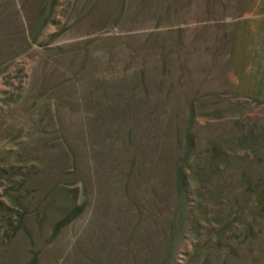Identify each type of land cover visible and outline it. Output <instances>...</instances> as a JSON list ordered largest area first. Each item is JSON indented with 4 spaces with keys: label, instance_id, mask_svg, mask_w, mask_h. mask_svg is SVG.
Returning <instances> with one entry per match:
<instances>
[{
    "label": "rangeland",
    "instance_id": "rangeland-1",
    "mask_svg": "<svg viewBox=\"0 0 264 264\" xmlns=\"http://www.w3.org/2000/svg\"><path fill=\"white\" fill-rule=\"evenodd\" d=\"M0 206V264H264V0H0Z\"/></svg>",
    "mask_w": 264,
    "mask_h": 264
},
{
    "label": "trees",
    "instance_id": "trees-1",
    "mask_svg": "<svg viewBox=\"0 0 264 264\" xmlns=\"http://www.w3.org/2000/svg\"><path fill=\"white\" fill-rule=\"evenodd\" d=\"M2 210V207L0 206V211ZM78 215V209H74L72 212H70L64 219H62L61 221H59L57 224H56V228L57 230L59 228H62L66 225H68L69 223H71L74 218ZM19 223V222H18ZM9 225V224H8ZM10 226V225H9ZM12 226V224H11Z\"/></svg>",
    "mask_w": 264,
    "mask_h": 264
}]
</instances>
